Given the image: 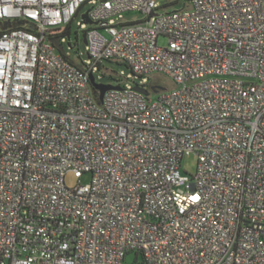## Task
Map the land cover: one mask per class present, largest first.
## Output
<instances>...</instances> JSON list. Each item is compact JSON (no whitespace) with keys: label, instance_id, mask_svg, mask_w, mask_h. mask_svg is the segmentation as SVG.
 <instances>
[{"label":"built area","instance_id":"2783aa9c","mask_svg":"<svg viewBox=\"0 0 264 264\" xmlns=\"http://www.w3.org/2000/svg\"><path fill=\"white\" fill-rule=\"evenodd\" d=\"M85 5L76 64L51 39ZM156 5L0 0V264H264V0ZM104 60L175 86L96 100Z\"/></svg>","mask_w":264,"mask_h":264},{"label":"rangeland","instance_id":"374dc122","mask_svg":"<svg viewBox=\"0 0 264 264\" xmlns=\"http://www.w3.org/2000/svg\"><path fill=\"white\" fill-rule=\"evenodd\" d=\"M157 6V12H171L173 10H179L186 7L189 4V0H155ZM87 9V5L81 7L70 22V28L67 32L63 33L59 37V41L65 54L69 55L70 59L76 63L81 64L82 61L88 62V54L86 43L83 38V31L88 29V25L81 21V15ZM141 18V14L138 11H128L122 13L120 17H114L110 20L112 24L134 21ZM165 39L160 37L158 44L163 45ZM93 77L95 83L112 85V86H133L135 84H143L146 88H150L152 85H160L165 89H172L175 84L167 76L159 73H152L150 75L135 77L131 69L121 61L104 60L100 66L93 68ZM150 95L155 96L154 92H150ZM197 156L194 153L183 156L180 162L181 172L191 176L196 169ZM88 176L83 175L80 182L86 183ZM78 184L77 178L72 173H66L65 185L68 187H74ZM126 264H135V253L129 252L125 257Z\"/></svg>","mask_w":264,"mask_h":264},{"label":"water","instance_id":"95a60500","mask_svg":"<svg viewBox=\"0 0 264 264\" xmlns=\"http://www.w3.org/2000/svg\"><path fill=\"white\" fill-rule=\"evenodd\" d=\"M83 17L85 18V22L90 23V21L87 18L86 14H83ZM83 38H84V41H85V35L84 34H83ZM51 40L54 42V45L61 52H63L62 45L59 43V41L57 39H51ZM89 79H90V82H91V85L93 86V88L98 91V99L99 100H102L105 91H107L109 89H119L120 88L119 86H112V85H104V84L95 83L93 75H90ZM136 89L141 91V92H143V93H146V91L143 90V89H139V88H136Z\"/></svg>","mask_w":264,"mask_h":264},{"label":"trees","instance_id":"16d2710c","mask_svg":"<svg viewBox=\"0 0 264 264\" xmlns=\"http://www.w3.org/2000/svg\"><path fill=\"white\" fill-rule=\"evenodd\" d=\"M93 93H94V95H95L96 100H99V99H98L97 91H96V89H94V88H93Z\"/></svg>","mask_w":264,"mask_h":264}]
</instances>
